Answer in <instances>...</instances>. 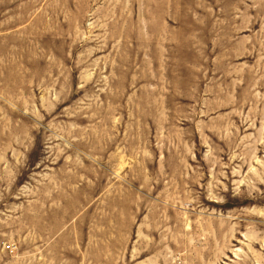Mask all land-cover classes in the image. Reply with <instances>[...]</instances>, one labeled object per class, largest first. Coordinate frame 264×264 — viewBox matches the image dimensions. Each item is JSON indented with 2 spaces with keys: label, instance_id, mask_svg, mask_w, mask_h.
I'll return each mask as SVG.
<instances>
[{
  "label": "rangeland",
  "instance_id": "374dc122",
  "mask_svg": "<svg viewBox=\"0 0 264 264\" xmlns=\"http://www.w3.org/2000/svg\"><path fill=\"white\" fill-rule=\"evenodd\" d=\"M0 264H264V0H0Z\"/></svg>",
  "mask_w": 264,
  "mask_h": 264
}]
</instances>
